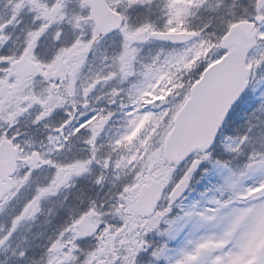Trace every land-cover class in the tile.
I'll list each match as a JSON object with an SVG mask.
<instances>
[{
    "label": "snow or ice",
    "instance_id": "snow-or-ice-1",
    "mask_svg": "<svg viewBox=\"0 0 264 264\" xmlns=\"http://www.w3.org/2000/svg\"><path fill=\"white\" fill-rule=\"evenodd\" d=\"M0 264H264V0H0Z\"/></svg>",
    "mask_w": 264,
    "mask_h": 264
}]
</instances>
